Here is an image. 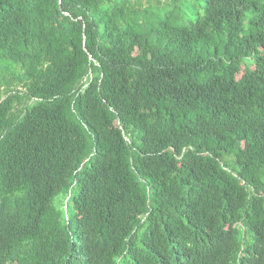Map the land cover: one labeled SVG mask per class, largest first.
Here are the masks:
<instances>
[{
	"label": "trees",
	"instance_id": "1",
	"mask_svg": "<svg viewBox=\"0 0 264 264\" xmlns=\"http://www.w3.org/2000/svg\"><path fill=\"white\" fill-rule=\"evenodd\" d=\"M0 264H264V0H0Z\"/></svg>",
	"mask_w": 264,
	"mask_h": 264
},
{
	"label": "rangeland",
	"instance_id": "2",
	"mask_svg": "<svg viewBox=\"0 0 264 264\" xmlns=\"http://www.w3.org/2000/svg\"><path fill=\"white\" fill-rule=\"evenodd\" d=\"M60 199H61V197L58 196V197L56 198V202H58ZM64 205H66V202H65Z\"/></svg>",
	"mask_w": 264,
	"mask_h": 264
}]
</instances>
